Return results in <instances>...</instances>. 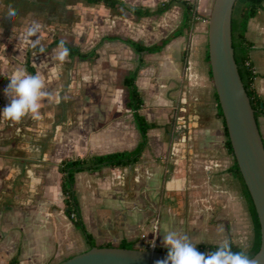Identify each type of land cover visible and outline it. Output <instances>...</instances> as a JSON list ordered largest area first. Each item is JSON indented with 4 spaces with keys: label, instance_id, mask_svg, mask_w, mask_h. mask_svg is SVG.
I'll use <instances>...</instances> for the list:
<instances>
[{
    "label": "crops",
    "instance_id": "0c3cea01",
    "mask_svg": "<svg viewBox=\"0 0 264 264\" xmlns=\"http://www.w3.org/2000/svg\"><path fill=\"white\" fill-rule=\"evenodd\" d=\"M123 1L153 12L136 15L103 1L0 0V264L17 253L20 264H53L92 246L65 210L59 164L138 145L124 78L139 63L141 111L158 125L149 128L137 162L76 173L87 230L99 245L128 240L149 248L167 214L163 227L193 242L252 246L253 218L228 149L209 56L214 0ZM34 24L39 28L28 36ZM108 35L147 45L172 37L160 50L139 53ZM247 36L264 99V7L249 20ZM58 40L94 54L68 51L61 61ZM18 69L45 81L38 121L30 114L19 123L2 118L10 102L4 89ZM258 122L264 139V116Z\"/></svg>",
    "mask_w": 264,
    "mask_h": 264
},
{
    "label": "water",
    "instance_id": "95a60500",
    "mask_svg": "<svg viewBox=\"0 0 264 264\" xmlns=\"http://www.w3.org/2000/svg\"><path fill=\"white\" fill-rule=\"evenodd\" d=\"M235 1L214 0L209 17V56L234 155L260 222L261 245L250 258L264 264V139L235 58L232 39ZM167 254L168 251L155 248L96 244L53 264H156Z\"/></svg>",
    "mask_w": 264,
    "mask_h": 264
},
{
    "label": "trees",
    "instance_id": "16d2710c",
    "mask_svg": "<svg viewBox=\"0 0 264 264\" xmlns=\"http://www.w3.org/2000/svg\"><path fill=\"white\" fill-rule=\"evenodd\" d=\"M90 2H100L103 1L107 5L110 6H118L124 8L125 10L134 13L136 15H147L153 12V10L149 8L132 6L125 3L123 0H88ZM166 4V3H165ZM264 7V0H236L233 8L232 14V39L233 46L235 51V58L238 63L239 71L246 87V90L250 96L251 103L255 109V115L257 120H259L260 116H264V99L260 96L255 86V76L256 71L254 67L253 60L251 58V50L253 47V41L247 36V29L249 20L254 17L262 8ZM166 8V5L159 6L156 10H163ZM186 18H189L188 10L186 11ZM174 35V34H173ZM172 37V35L164 38L162 41L154 43V44H144L143 42L133 39L131 37L126 36H118V35H108L107 38H121L122 40L130 43L134 49L141 53L142 51H157L160 50ZM64 40H58L57 42L61 43ZM65 47L69 50L70 54H80V55H88L94 54L92 53H84L80 50L78 46L72 45L66 41ZM27 67L31 71H35V68L31 65L30 61L27 62ZM141 64L139 63L135 69L129 72L125 78L124 82L128 87V98L126 101V105L133 110V114L137 125L141 131V140L138 145L130 150H118L103 154H94L91 156H72L65 157L59 164V169L62 173L61 186L64 194V203L65 210L67 214H71L73 211L77 213V218L75 219L76 224L82 228L84 231L87 240L90 244L96 245V241L91 232H89L84 224V221L80 212V205L77 198L76 192V183L75 176L76 173L82 170H91V169H99L105 165H127L133 164L137 162L143 153V150L147 146L148 142V130L151 127L157 126L156 122H151L147 119L146 115L141 111L145 100L143 95L137 84V75L140 70ZM216 97H218V93L216 92ZM219 113L223 118V124L225 132L228 136L227 145L230 153L234 155V150L231 144V140L229 138L228 128L226 125V121L223 115V111L219 102ZM234 169L238 176L240 177L243 187L245 190V195L247 198L248 206L253 218L254 224V239L252 246L249 250H247L248 255L251 257L254 255L260 248L261 245V228L260 222L258 218V214L252 200L249 189L246 185L240 167L238 165L237 160L235 159ZM132 241L123 240L119 246L123 247H134L130 243ZM232 244V250L234 252L241 251L242 248L235 244L233 241H230ZM102 246H110L114 245L111 242H107L105 244H100ZM196 248L199 252L208 254L216 249L218 244L212 243H197L195 244ZM158 250L168 251V248L162 245H158L155 247ZM7 264H20L19 254H15L12 256Z\"/></svg>",
    "mask_w": 264,
    "mask_h": 264
},
{
    "label": "clouds",
    "instance_id": "9594fccd",
    "mask_svg": "<svg viewBox=\"0 0 264 264\" xmlns=\"http://www.w3.org/2000/svg\"><path fill=\"white\" fill-rule=\"evenodd\" d=\"M15 15L16 11L10 7L7 17L11 20ZM38 28L39 25L34 24L28 29L27 35L35 34ZM59 47L63 51L59 53L58 59L64 61L69 50L64 41H61ZM8 78L10 83L4 93L10 102L4 107L2 118L19 123L30 114L33 120L42 119L39 112L40 100L48 96V93L44 91L45 81L41 75L27 74L18 69ZM152 244L155 246V241H152ZM163 244L168 248V254L164 259L156 261V264H257L250 258L246 248L234 252L228 240L219 243L216 249L208 254L201 253L187 235L170 230L167 226L163 231Z\"/></svg>",
    "mask_w": 264,
    "mask_h": 264
},
{
    "label": "rangeland",
    "instance_id": "374dc122",
    "mask_svg": "<svg viewBox=\"0 0 264 264\" xmlns=\"http://www.w3.org/2000/svg\"><path fill=\"white\" fill-rule=\"evenodd\" d=\"M263 118V116H260V119H262ZM170 217H169V215H167V214H164V215H162V217L160 218V226H159V220H158V222L156 223V225H155V227L153 228L154 229V232L152 233V235H151V239L152 240H155V243H156V246H158V245H162V246H164V244H163V241H160V239H161V237L163 236V231H164V228L165 227H163V223L164 222H169L170 220ZM163 220H164V222H163ZM180 229V228H179ZM229 241H233L232 239H230ZM248 241H249V239H248ZM193 244H197L196 242H193V241H191ZM234 242V241H233ZM112 243V242H111ZM152 243V242H151ZM105 244V243H104ZM114 244V243H113ZM132 246H134V247H136V246H141V244L140 243H135L134 241H132L131 243H130ZM116 245V244H115ZM149 248H150V246H149ZM247 250H249V248H250V244L249 245H247V247H245Z\"/></svg>",
    "mask_w": 264,
    "mask_h": 264
},
{
    "label": "built area",
    "instance_id": "2783aa9c",
    "mask_svg": "<svg viewBox=\"0 0 264 264\" xmlns=\"http://www.w3.org/2000/svg\"><path fill=\"white\" fill-rule=\"evenodd\" d=\"M70 217L73 218V219H76L77 218V213L75 211H73L71 214H70ZM155 241V240H154ZM156 247V243H155V246H153V244L151 243L150 244V248H155Z\"/></svg>",
    "mask_w": 264,
    "mask_h": 264
}]
</instances>
